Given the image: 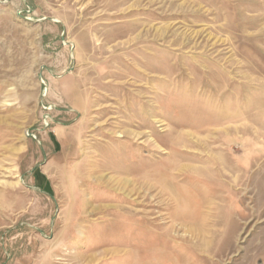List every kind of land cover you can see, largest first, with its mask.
<instances>
[{
	"label": "rangeland",
	"instance_id": "rangeland-1",
	"mask_svg": "<svg viewBox=\"0 0 264 264\" xmlns=\"http://www.w3.org/2000/svg\"><path fill=\"white\" fill-rule=\"evenodd\" d=\"M0 264H264V0H0Z\"/></svg>",
	"mask_w": 264,
	"mask_h": 264
}]
</instances>
